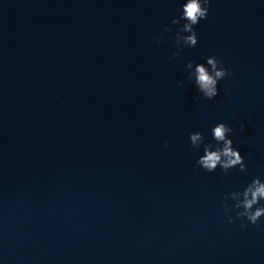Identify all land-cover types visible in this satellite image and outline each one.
Listing matches in <instances>:
<instances>
[{"label":"water","instance_id":"water-1","mask_svg":"<svg viewBox=\"0 0 264 264\" xmlns=\"http://www.w3.org/2000/svg\"><path fill=\"white\" fill-rule=\"evenodd\" d=\"M184 2L0 0V264H264V217L223 209L264 181V0H211L173 57ZM209 56L213 100L185 68ZM218 122L246 172L196 165Z\"/></svg>","mask_w":264,"mask_h":264},{"label":"clouds","instance_id":"clouds-1","mask_svg":"<svg viewBox=\"0 0 264 264\" xmlns=\"http://www.w3.org/2000/svg\"><path fill=\"white\" fill-rule=\"evenodd\" d=\"M211 0H185L178 11L181 15L173 18V25H180L176 29L175 42L179 51L174 52L173 57H179L185 47L195 48L198 44V34L196 26L201 20H206L209 13ZM181 21H184L181 24ZM172 31L171 28H165V32ZM154 42L164 39L161 34L159 40L153 38ZM205 63H195L188 61L185 65L188 71V80L193 81L199 96L206 100H213L218 94V84L221 80L232 75L230 69L223 66V62L216 56L205 58ZM179 83H183L182 81ZM244 125H240L243 131ZM212 139L215 143H205V135L200 131L189 133L190 146L194 150H199L203 146V154L196 160V165L207 173H213L219 168L224 175H227L233 168H237L240 172L247 171V165L244 157L239 149L234 146L233 140L230 138L234 133L233 127L218 122L210 130ZM165 147L168 142L165 141ZM223 209L228 223H233L234 218L230 213L235 212V218L242 221L240 227L246 228L247 221L253 225L264 217V181L259 177H254L242 190L227 193L224 196ZM231 199L233 203L229 205L227 201Z\"/></svg>","mask_w":264,"mask_h":264}]
</instances>
